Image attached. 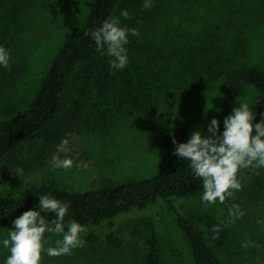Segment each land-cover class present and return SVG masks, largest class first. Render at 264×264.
<instances>
[{
    "label": "rangeland",
    "instance_id": "1",
    "mask_svg": "<svg viewBox=\"0 0 264 264\" xmlns=\"http://www.w3.org/2000/svg\"><path fill=\"white\" fill-rule=\"evenodd\" d=\"M91 1L35 0L37 16L26 24L16 44L6 48L10 68L0 66L3 116L10 117L24 108L59 46L82 27ZM168 1L170 4L163 7L159 21L154 23L155 29H161L163 34H169V30H178L184 36L192 34L198 47L203 39H215L213 67L220 65L229 70L239 65L264 66V0H209L206 6L215 19L208 24L209 15L203 13L200 0ZM218 14L226 20L217 21ZM201 25L211 26L214 34H202ZM223 80L220 71L203 70L191 82L166 78L170 85L166 93L171 91L178 100L174 95L166 100L167 94L164 97L160 93L153 109L140 112L125 96L105 92L96 84L80 94L72 88L70 95L76 98V104H68L62 117L0 159V199L20 197L51 182L62 189L84 191L147 177L164 169L179 159L173 154V138L187 142L194 131L206 134L213 117L222 121L239 103L248 102L257 94L249 86L245 96L226 103ZM74 86L79 87L76 83ZM63 139L68 140L70 151L60 155L71 158L73 166L54 169L51 158ZM238 179L242 189L224 204L217 202L206 207L201 200L203 189L172 201L203 229L211 219L226 223L228 207L238 203L245 215L227 225L229 240L216 251L223 264H264V224L258 223L264 221V168L258 174L242 169ZM93 228L84 227L83 247L58 257H50L45 251L41 264H144L148 250L145 238L153 231L162 243L160 264H195L190 243L179 228L172 207L162 201L148 210H136L117 219L123 238L118 248L103 240H85L84 235ZM9 232L0 230V264L9 255L2 244ZM57 238L60 237L46 233L45 249L49 244L55 246ZM246 241H254L259 247H242Z\"/></svg>",
    "mask_w": 264,
    "mask_h": 264
},
{
    "label": "trees",
    "instance_id": "2",
    "mask_svg": "<svg viewBox=\"0 0 264 264\" xmlns=\"http://www.w3.org/2000/svg\"><path fill=\"white\" fill-rule=\"evenodd\" d=\"M207 1L200 0L198 3L204 8L203 13L209 15L208 24L215 17L210 15ZM34 3L35 0H0V46L8 49L16 44L26 24L38 14L35 13ZM143 3L144 0L91 1L82 27L59 46L24 108L10 117L0 113V159L62 117L68 104H76V98L70 95L72 88L80 94L95 84L105 92L125 96V100L140 112L153 109L160 93L166 97L167 87L170 86L166 78L178 77L191 82L202 70L211 73L220 71L224 76V102L230 103L245 96L249 86L256 89L257 94L247 103L256 113L254 123L260 121L264 113V66L239 65L229 70L220 65L213 67L215 39H203L198 47L197 42L192 41V34L184 36L178 30L163 34L161 29H155L154 23L159 21L161 10L170 2L152 0L149 10L142 7ZM124 9L128 10L131 19L120 15ZM113 16L119 18L120 26L137 28L140 33L139 36L129 35L130 42L126 45L128 64L114 72L108 63L110 57L96 51L95 42L85 35ZM201 19L206 20L204 16ZM225 20L218 14L217 21ZM200 32L214 34L208 25H201ZM75 83L78 88L73 87ZM173 95L170 91L165 99ZM175 98L178 100V97ZM223 121H220L221 132ZM202 189V181L194 176L189 162L181 158L150 176L84 191L62 189L51 182L35 187L23 196L0 199V230L11 231L12 221L17 216L38 207L39 196L49 194L69 205L66 221L76 220L83 227L94 226L84 235L85 240H103L107 245L118 248L123 244V238L117 229V219L136 210H148L162 201L172 207L178 226L190 243L195 264H223L216 249L227 244L229 227L223 226L216 237L211 229L221 221L208 220L206 229H203L172 201L176 197L195 195ZM42 215L49 220L55 218L52 213ZM145 241L148 250L144 264H160L162 243L159 236L153 231Z\"/></svg>",
    "mask_w": 264,
    "mask_h": 264
},
{
    "label": "clouds",
    "instance_id": "3",
    "mask_svg": "<svg viewBox=\"0 0 264 264\" xmlns=\"http://www.w3.org/2000/svg\"><path fill=\"white\" fill-rule=\"evenodd\" d=\"M142 7L149 10L152 0H144ZM120 15L131 19L127 9ZM96 44V51L110 57L108 63L111 71L122 70L128 64L126 45L129 35L139 36L137 28L120 26L118 17H109L102 24L86 32ZM0 66L10 68V53L0 46ZM256 113L249 103L241 102L224 118L223 131L220 122L213 117L208 124L207 133L194 131L187 142H177L173 138V154L189 162L194 176L202 181V202L207 207L217 202L224 204L233 198L235 192L242 189L238 173L242 169H251L258 174L264 168V113L259 122L254 123ZM68 140L63 139L56 146V154L51 158L54 169H69L73 160L67 155ZM38 207L24 211L12 221L11 231L2 244L9 255L4 264H41L42 253L50 257L70 255L72 250L84 246L81 233L84 227L76 220H65L69 205L56 197L44 194L39 196ZM42 213L54 214V219H47ZM245 215L238 203L228 207V219L212 226V232L219 236L223 226L233 224ZM264 224V221L258 220ZM67 229V230H66ZM55 235V246L49 244L45 249V234ZM242 247H259L254 241L242 243Z\"/></svg>",
    "mask_w": 264,
    "mask_h": 264
}]
</instances>
